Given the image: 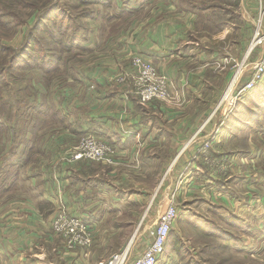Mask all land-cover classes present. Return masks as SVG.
Returning a JSON list of instances; mask_svg holds the SVG:
<instances>
[{
  "label": "rangeland",
  "instance_id": "obj_1",
  "mask_svg": "<svg viewBox=\"0 0 264 264\" xmlns=\"http://www.w3.org/2000/svg\"><path fill=\"white\" fill-rule=\"evenodd\" d=\"M55 2L75 15H81L90 8L85 5L79 6L70 0H0V12L10 14L6 20L12 22L13 19L10 17H16L20 22L25 23L22 27L17 26V24L9 28L8 26L0 27V49L3 46L10 49V53L0 54V70L5 72H0L1 75H4L0 79L1 82H7V89L4 88L5 86L3 87L0 100V123L4 126L14 125L23 127L27 131L29 129L28 123H23L22 119L16 117L18 111L16 112L15 107L16 99L26 96L21 79L24 75L28 76L29 72H22L20 66H14L13 70L21 71L18 72L16 78L20 81H7V64L11 65L10 62L15 59V53L22 52L23 46H26L28 41L31 42L30 38L40 42L41 44L37 45H40L41 48L54 51L46 34H54V36L58 34H56L55 26L50 23L44 27L45 22L43 18L41 19L40 9ZM155 6L156 8L151 11L152 15L141 13L142 15L138 19L145 25L151 20L156 22L162 21L161 19L167 20L171 29L175 30L170 32L174 41L176 39L177 42L183 40V45L186 44L185 47L191 49V54L196 52L199 55L205 54L209 57L206 58L207 61L199 63L195 59H189L192 58L191 55L186 57L187 59H183L184 54H181L182 57L177 60L184 64V68H188L189 71L194 72L201 66L204 67L200 89L203 90L201 92L205 96H208L209 92L213 90L210 93L212 97L209 102L208 99H206L207 102H203L202 95L198 96V92L193 93V95H197V99L187 106L180 101L179 96L172 93L170 85L168 100L141 103L135 87L139 104L146 107L156 105L157 109L158 106L161 107L160 111L173 110L190 115V118L186 119L189 132L183 139L184 141L181 142L182 145L188 140L187 145L180 146L177 151H174L172 156L174 158L166 165V169H163L160 182L156 176H147L141 181L147 186L149 192H153L154 197L144 202L143 208H137L136 215L132 219L126 220L125 217L119 215H116V218L110 216L112 222L116 224L124 222L122 227L112 231H97L96 238L94 235V247L91 246L93 257L90 264H98L99 259L106 260L112 254L120 253L126 249L129 251L130 258L136 252L133 256L135 258L145 247L147 241L145 235L150 228L157 224L156 212L158 211L161 215L168 206L172 205L176 206L178 215L159 264H180V253L185 254L184 264H264V101L260 115L257 109L259 102L264 100V95L254 99L252 92H246L241 101L235 97L237 90L242 89L249 81L254 63L263 52L264 40L262 44L255 46L256 48H252L251 45L256 42L257 30H259L261 37H264V0H157ZM231 13L234 14V19L231 18ZM55 19L58 18L55 16ZM198 19L200 23H197ZM235 21L240 24H249L248 29H244L245 35L237 34L232 28ZM80 22L86 25L84 20H80ZM100 22H91L90 24L89 21V29H93V32L96 31L95 28L102 26ZM38 27L45 29L46 33L38 32ZM210 28L211 30H209ZM104 30L100 31V35L103 34L108 37L107 34H110V31L106 28ZM246 32L248 33L246 34ZM229 34L235 36L234 39L238 37V44L243 42L245 44L244 49L236 45L232 50L229 48L223 51L221 42L227 41ZM114 36L110 37L113 38ZM189 36L198 39L196 45L192 39L188 38ZM248 42L249 44H247ZM225 43L227 45V42ZM181 45L178 47V51L183 50ZM229 47L231 46L229 45ZM96 52L98 54L93 57V61L84 54L83 57L72 62V70L69 73L61 74V79L58 78L61 86L67 85L74 90L77 88L79 94H84L85 91L83 92L79 88L86 89L89 84L73 85L70 81H76L74 78L79 71L97 68L99 64L106 61L112 69L111 72L108 70L109 78L112 77L111 80L116 82L119 76H123L125 82L126 74L121 73L120 69L118 72L115 69L118 65L124 68L123 61L116 59L118 56L116 54H120V52L115 51L112 47L107 59H104L108 52L106 47H101ZM121 54L124 55V52ZM125 56L129 57V63L134 57L133 55L130 57L127 53ZM117 58L120 59V57ZM219 59L223 60V64L218 67L215 64L218 63ZM152 66L159 75H164L154 64ZM222 69L223 80L221 83L218 74ZM205 71L212 78L207 77V75L204 77ZM41 73L39 68L29 73V76L33 78L32 88L34 87L36 90L38 88L41 90L35 81V79H42ZM131 75L132 78L129 77V79L133 84L135 74L131 73ZM51 86L53 98H56L57 90L60 87L55 89L58 84ZM69 87H67V91ZM121 87L119 90L126 89L123 85ZM258 96L256 95V97ZM39 97L40 95L37 97L38 100H40ZM212 99L214 100L212 101ZM246 113H252V115L247 116ZM4 126L0 127L1 146L6 143ZM60 132L62 131L59 128H55L53 131H45V135L42 137V145L51 147L53 150L67 148L71 145L70 148H72L77 145L76 143L81 138H78L77 141L72 139L64 145L63 139L60 138ZM215 137L219 139L215 144L216 146L210 144L206 151L210 168L195 165L200 160L202 147L211 143ZM196 144L198 145L194 156L189 158L190 160L188 159L189 161L184 167L183 172L186 175L181 177L175 172L176 167L173 165L183 157L184 153H189L191 149L187 150L186 148ZM9 149L7 144L0 148L1 159L8 156L7 154L11 152ZM67 152L59 151L56 154L57 158L61 157L64 164L69 163L70 155L68 156ZM208 152L212 157H209ZM45 159L43 158V160ZM205 159L206 157L203 155V160ZM229 162L231 166L224 171V167ZM69 165L72 168V174L84 177L93 171L92 174L100 183L110 186L112 189L122 190V184L113 180H117L116 177L112 178L110 183L111 178L106 176V172H111L113 175L117 173L115 168L117 162L113 157L100 162L80 160L69 163ZM44 168L45 165L40 164L38 172H43ZM78 169H80L79 172H74ZM32 171H26L23 168L21 170L23 179H20L17 185L12 183L9 190L0 195V216L4 214L2 212L6 208L24 206L23 201L26 202L25 204L32 205L26 201L25 197H29L34 204L36 203V199L39 198L38 192L41 190L38 186L40 185V179H38L40 176L33 177L37 179L31 183L29 175L32 174ZM172 171L176 175L174 185L167 197L162 200L166 180L172 175ZM160 175L161 173L158 176L159 179ZM9 178L11 179L10 176ZM128 189L134 190L132 186ZM183 190L187 194L179 195L181 199L178 200V192H183ZM187 195L189 198H185ZM50 209V206H47L44 211L50 212ZM55 211L56 209H51L50 214L53 212V215ZM44 219V224L43 220L37 219L39 227L33 226L35 231L31 233V246L33 250L37 249L38 251L33 252L31 250L30 253H27L38 254L41 250L43 252L45 250L44 253L53 264H64L58 255L62 252L64 245L62 242L56 241L58 240L56 237H53L55 240L50 238L51 241H48V236L52 234L50 231L47 233L44 228L49 229L50 219ZM148 223L151 224L146 229L145 224ZM36 228H41L42 232L38 233Z\"/></svg>",
  "mask_w": 264,
  "mask_h": 264
},
{
  "label": "crops",
  "instance_id": "obj_2",
  "mask_svg": "<svg viewBox=\"0 0 264 264\" xmlns=\"http://www.w3.org/2000/svg\"><path fill=\"white\" fill-rule=\"evenodd\" d=\"M156 1L153 0L145 6L136 8L133 11V15L119 30L118 35L115 34L113 38L105 37L103 34L100 35L99 28H95L96 31L94 32L93 29H90L87 43L81 45V48L86 51L85 54L88 59L93 61V57L98 54L96 50L101 47L108 49L104 57V59H107V55L113 47L115 51L120 52V54H116L118 55L116 59L123 61L122 65L124 66L123 68L118 65L115 69H117V72L120 69L121 73L126 74V80L123 84H115L111 80L112 77L109 78L108 70L111 72L112 69L106 61L99 64L97 68L79 71L76 81H70L73 85L79 83H83V85L89 84L86 89L83 87L79 88V90L85 91L84 94H79L77 88L74 90L67 85L61 86V83L57 82L58 86L55 89L60 88L57 90V97L54 98L55 103L62 110L67 126L71 128L79 122L82 132L76 133V130L61 127V124L45 130L53 131V129L59 128L62 131L60 132V138L63 139L64 145L72 139L77 141L78 138L83 137L85 134L107 141L116 150L115 162H117V166L115 168L117 173L113 175L111 172H106V176L111 178L110 183L112 178L116 177L117 180H113L122 184V190L112 189L110 186L100 183L95 179L96 176L92 174L93 171L83 177V180H76L78 175L72 174V168L69 163L64 164L61 161V157H56L59 151L66 153L72 145L67 146V148H56L54 150L51 147L43 146L42 137H44L45 131H40L38 133L40 140L37 146L36 159L32 164L25 167L26 171L33 170L32 174L29 175L31 183L37 179L33 177L40 176L38 178L40 179V185L38 186L41 188L38 192L39 198L38 200L36 199L34 204L29 197H25L26 201L32 205L25 204L26 202L23 201L22 204L24 206L18 205L14 208H6L2 212L4 214L0 216V264H53L44 253L45 250L44 252L41 250L38 254L29 253L33 250L31 246V233L35 231L33 226L39 227L37 219L43 220V224L45 223L44 218H49L51 221L53 213L50 214L51 209H57L59 201L64 205L70 216L81 218L88 222L93 233L92 246L94 247L97 231H112L122 227L121 225L124 222L116 224L112 222L110 216H115L116 218V215H119L125 217L126 220L132 219L136 215V209L143 208V203L154 197V194L152 195L153 192H149L148 188H146L147 186L142 184L141 181L147 176H156L160 182L163 169H166V165L174 158H172L174 151H177L180 146L187 145L188 140L182 145L181 142L188 135L189 131L186 126L188 121L186 119L190 118V115L173 110L160 111L161 107L158 106L157 109L156 105L146 107L139 104L135 94L134 83L132 84L129 79V77L132 78V75L128 73L131 72V69L128 61L129 57L125 56L126 53L130 57L132 55H140L154 64L167 77L172 93L179 96L182 103L191 105L193 100L197 99V95H193V93L197 92L198 96H203V102H207L206 99L209 102L212 97L210 93L213 90L209 92L208 96H205L201 92L203 90L200 89L204 67L201 66L194 72L189 71L188 68H184V64L177 60L182 57L181 54H184L183 59H187L186 57L191 55L192 58L189 59H195L199 63L207 61L206 58L209 57L205 54L199 55L196 52L191 54V49H187L185 47L186 44L183 45V40L177 42L176 39L174 41L170 32L175 30L171 29L167 20L161 19L162 21L159 22L151 20L150 23L145 25L138 19L142 15L141 13L152 15L151 11L156 8ZM231 15V18L234 19V14L231 13ZM97 21L100 20L96 17L90 20V24ZM246 22L250 23L249 21ZM248 25L235 21L232 28L237 34H244V29H248ZM188 38L195 42L194 45L197 44V38L190 36ZM234 38L235 36L229 34L227 41H225L227 45L224 41L221 42L223 44L222 48H224L223 51L229 48L232 50L236 45L244 49L245 44L243 42L238 44V37ZM180 45L183 48L182 51L177 50ZM123 52L124 55L121 54ZM117 57H120V59ZM222 64L223 60L219 59L215 66L218 65L219 67ZM100 68L101 71L99 73ZM206 75L211 77L205 71L204 77ZM219 77L222 83L223 69L220 70L218 79ZM122 85L126 88L125 90H119ZM67 87H69L68 91ZM37 91L40 93L38 96L40 95L39 99L41 100L43 91L39 88ZM243 96L244 94L237 100L241 101ZM79 109L84 110L85 113L78 115L79 120L77 121L74 116ZM197 145L191 146L192 148H186L187 150L191 149L189 153H184L183 157L173 165V167H176L175 172L181 177L186 175L183 172L184 167L190 160L189 158L194 156ZM213 146L215 147L216 145ZM43 158L46 159L43 160ZM42 163L45 168L43 172H38ZM75 171L79 172L80 169ZM175 176L172 171V175L167 178L166 188L162 192V200L171 191ZM130 186L134 190L128 189ZM47 187L50 188L48 189ZM184 194H187L184 190L183 192H178V200L180 198L179 195L182 196ZM185 198H189V195ZM42 204L44 209L50 206V212H45ZM46 213H48L47 217H45ZM156 213L155 219L157 220L159 212L157 211ZM150 224H145V228H148ZM44 230L49 233L50 223L49 229L44 228ZM37 232L41 233V228L37 229ZM51 236H48V241L53 238ZM59 242L61 243V241ZM91 250L90 248L85 254L82 250L68 252L63 248L58 255L64 261V264H90L93 257ZM37 251V249L33 250V252ZM99 260L103 261L104 259Z\"/></svg>",
  "mask_w": 264,
  "mask_h": 264
},
{
  "label": "trees",
  "instance_id": "obj_3",
  "mask_svg": "<svg viewBox=\"0 0 264 264\" xmlns=\"http://www.w3.org/2000/svg\"><path fill=\"white\" fill-rule=\"evenodd\" d=\"M70 1L77 3L79 6L85 5L89 6L90 8L85 10L81 15H75L68 10L66 11L63 6L56 4V2L48 7L43 6L40 9V13H42L41 19L43 18V21L45 22L44 27H46V25L48 26V23H50L52 26H55L54 28L56 29V34H58L57 36H54V34H46L50 40L51 47L54 48V51L41 48L40 45H37L41 44L40 42H36L33 38H30L29 40L31 42L29 43L28 41V44L23 46L22 52L15 53V59L10 62L11 65H9V63L7 64V81L9 80L11 82L20 81L16 79L18 77V72L24 71L26 73H30L31 71H36V68L41 69V74L43 77L41 80L35 79V81L43 91V94L41 95V100H38L37 97L39 92L34 87L32 88L33 78L29 76V73L28 76L24 75V77L21 79V82L26 96L25 98H17L15 101V107L16 112L18 111L16 117L18 116L20 119H22L23 123H28L29 129L27 131L23 127L20 128L14 125L4 126L0 123V127H5V144H7L10 148L9 150H11V152L7 154L8 156L4 157L3 159H1L0 156V195L3 192L8 191L12 183L17 185L18 181L23 179L21 170L35 161L38 152L37 146L40 140L38 133L40 131L54 128L60 124L61 127L70 128V126H67V121L63 116L64 114L62 110H60L56 105L50 88H52L51 85L58 82V78L61 79V74L69 73V71L72 70V62L76 61L80 57H83V55L86 53V51L81 48L80 45L87 43L89 39L90 29L88 22L97 17L102 24L98 30L103 31L106 28L108 31H110V34H107V36H113L118 33L119 30L126 24L127 20L133 15V11H135L136 8L138 9L142 6H145L151 3L153 0ZM129 6L131 7L130 9ZM70 10H72V8H70ZM9 16L10 14H3L0 12V27L8 26L9 28L10 26L16 24L17 26L22 27L25 25L24 22H20L16 17H10L13 19L12 22L6 20V17ZM55 16L58 19H55ZM80 20H84L87 26L82 24ZM197 23H200L199 19L197 20ZM41 29L42 27H38V32L40 31L42 33H46L45 29ZM209 30H211V28ZM1 53H10V49L3 46L0 49V54ZM14 66H20L21 71H18L17 69L13 70L12 68H14ZM130 69L131 73H133L131 60ZM0 72H4V70H0ZM3 76L4 75L0 74V78ZM112 81L115 84H121L115 82L114 80ZM0 84L2 85L0 88L1 100V95L3 92L2 89L4 86V88L7 89V82H1L0 79ZM249 92H252L254 99H258L261 95H264V79H262V81ZM256 95L259 96L256 97ZM263 101L264 100H261L257 106V109L260 112L259 115L262 112ZM84 113V110L79 109L76 112L74 118H76L78 121V115H83ZM246 114L247 116L252 115V113ZM71 128L76 130V133L82 132L79 122ZM86 135L87 134L84 136ZM106 143L108 142L106 141ZM197 165L209 168L204 164L201 157L199 162H197ZM76 180H83V177L77 176ZM47 216L48 213L45 214V217ZM179 255L181 260L180 264H184L183 261L185 260V254L180 253Z\"/></svg>",
  "mask_w": 264,
  "mask_h": 264
},
{
  "label": "built area",
  "instance_id": "obj_4",
  "mask_svg": "<svg viewBox=\"0 0 264 264\" xmlns=\"http://www.w3.org/2000/svg\"><path fill=\"white\" fill-rule=\"evenodd\" d=\"M256 42L251 45L252 48L262 44L264 37H261L259 30L256 32ZM254 45V47H253ZM131 66L135 74L134 83L136 93L139 96L141 103H150L155 100L169 99V80L164 75H159L152 63L148 60L134 56L131 59ZM138 75V76H137ZM264 79V43L261 57L254 63L253 72L246 85L237 90L235 97L240 99L245 92L251 91L258 83ZM117 83H123L124 77L119 76ZM81 141V143H79ZM77 145H74L69 151V163L90 160L100 162L113 159L116 156V150L113 146L106 143L105 140L99 139L92 135H86L79 139ZM219 141L217 137L211 143L205 144L202 147L200 155L203 160V155L206 159L204 164L210 168L209 158H207V149L209 145L216 144ZM209 157H212L208 152ZM231 166V163L224 167V171ZM58 208L52 215L50 221V231L53 237H56L64 245L68 252L82 250L85 254L91 248L93 242L92 230L86 222L81 218L70 216L61 201L58 202ZM177 208L175 205L168 206L163 214H159L156 226L149 229L146 234L147 241L144 249L139 252L135 258L130 254L128 249L114 253L106 260L100 261L98 264H159L162 257L169 234L172 231L174 222L177 219Z\"/></svg>",
  "mask_w": 264,
  "mask_h": 264
}]
</instances>
